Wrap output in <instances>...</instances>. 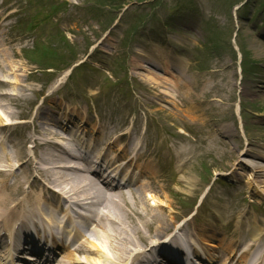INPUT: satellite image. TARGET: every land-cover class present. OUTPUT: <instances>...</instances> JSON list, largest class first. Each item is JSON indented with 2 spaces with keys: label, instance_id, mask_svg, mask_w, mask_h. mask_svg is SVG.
Here are the masks:
<instances>
[{
  "label": "rangeland",
  "instance_id": "rangeland-1",
  "mask_svg": "<svg viewBox=\"0 0 264 264\" xmlns=\"http://www.w3.org/2000/svg\"><path fill=\"white\" fill-rule=\"evenodd\" d=\"M1 40L0 79L10 84L0 93L22 98H0L11 159L18 145L35 151L28 139L65 135L48 115L77 112L74 127L88 123L83 135L97 146L111 138L108 154L138 142L150 156L141 166L152 178L123 192L133 209L145 201L163 213V239L184 226L201 242L214 235L218 248L209 249L228 264L226 250L255 218L264 228V178L244 154H264V0H0ZM18 162L21 176L28 163ZM142 185L143 196L129 194ZM152 241L129 262L160 242Z\"/></svg>",
  "mask_w": 264,
  "mask_h": 264
},
{
  "label": "bare ground",
  "instance_id": "bare-ground-1",
  "mask_svg": "<svg viewBox=\"0 0 264 264\" xmlns=\"http://www.w3.org/2000/svg\"><path fill=\"white\" fill-rule=\"evenodd\" d=\"M2 45H4V40L0 41V46ZM1 69L2 68H0V70ZM140 69L143 68L141 67ZM153 80L154 78L150 79V81ZM9 84L10 82L6 83L0 79V85L8 87ZM17 96L18 95L16 94L10 95V93H0V98L6 97L14 100ZM4 117L3 121L8 119L6 115H4ZM48 117L50 123H52L50 126L55 130H72L75 132V130L80 131L82 128V130L87 131V128L89 127V124L83 121L80 123L78 122L77 126L75 125L74 127V123L76 122L75 118H81L77 112L68 111L64 116L55 113V117L54 115H48ZM35 119L36 116L34 115L32 121ZM37 123L39 122L37 121ZM0 129V131H2L1 133H4L11 128L9 127V124L4 123L0 125ZM93 129H95V126ZM1 133L0 232L6 231L12 233L16 227V222L19 220L20 222H31L35 225V221H38L40 217L46 218L44 212L47 205L53 206L56 209L61 208L62 205L59 199L62 198L70 205L84 207L91 213L92 226H96V228L93 231H91V229L89 231H91L92 235L96 234L97 236L98 234L102 238L106 248L111 251L113 250L116 253L117 258H115V260L111 259L112 257L110 258V256L104 252L102 246L94 243L86 245V242H88L89 239L84 235L81 244L76 250L72 251L69 246L65 245L67 252L64 254V258H66L67 262H61L60 264H151L155 256L161 257L158 255H164L161 252L162 250L165 251L166 247L169 248V245L158 247L161 243L165 242L162 237L167 229L163 213L156 208H150L145 201L143 209H133L123 192L125 189H123L122 186H120V188L115 187L117 186L115 179H111L112 183L111 180L107 179L106 181V179L100 176L95 169L97 162L92 161V163H94L93 168H88L87 161L74 155L75 152L69 148V143L58 134V131H49L44 134L45 137L49 135H51L52 138L55 137V140H51V138H44L42 140H37L35 138L28 139L36 146L35 151L32 150L31 154L29 152L27 153L22 146L18 145L14 156H12L13 159L17 158L16 161L11 159V156L7 154L6 144L4 145V135ZM83 136L85 137V135ZM72 137L77 140L75 144H82L83 141L80 140V138H77L74 134H72ZM124 137L128 138V133ZM134 144H136V142ZM94 145L95 144L92 143L90 144V147L92 148ZM107 146H109V143L103 142V147ZM38 147H40V152H38ZM83 147H85V145H83ZM244 154L251 158L247 162L248 166L258 174L259 178H264V166H260L257 162V160H264V154L253 153L250 151H246ZM125 155L126 153L123 156ZM23 158H25L28 163V165H26L28 168L23 172V175L17 176L14 170H17V168H23V162H18ZM148 158H150L149 155L142 151L139 153V156L137 155L136 161H145ZM32 160L36 161L35 166ZM136 161H134V159L129 160L128 162L130 163L128 165L132 166H126L123 170L119 169L113 176L118 177L119 174L123 175L126 180L124 183H129L132 186L135 175H132L133 171L131 173V170L133 168L136 170L141 168V165H136ZM15 163L18 166L17 168L15 167ZM146 169L148 170L147 177L149 178L153 176L154 173L151 168L146 167ZM34 172L37 173L36 176L38 177L36 178V184H34L31 190L27 192L24 190V185L27 183V180L32 177ZM2 175L7 176L9 179L12 177L11 175H14L12 179L13 182H8L7 178L1 180ZM144 190L145 186L142 185L137 188L136 191L130 190L129 194L135 196V194L138 193L140 196H143ZM149 198L154 204H161V198L159 196L151 194ZM92 208L96 209L92 210ZM64 212L66 213L67 211L64 210ZM202 232L204 233V230L199 233ZM71 236H74V234H71ZM252 236L253 241L248 244L246 239L242 240L243 247H246L243 248V254L240 256V260L243 257L249 259L250 254L253 251L261 249L264 245V239H262L264 236V228L261 226V223L257 218L254 219ZM208 237L210 240L205 241L204 245L217 249L218 245L213 241L215 238L214 235ZM155 239L156 241L154 242L160 241L158 242L157 248H159V250L157 252H155L154 247H151L146 252L136 254V256L132 257V260L129 262L132 253L138 247L141 248V245L143 244L147 245L151 243L152 245V240ZM1 241H6V239L0 238V242ZM172 246L170 248L172 252L176 251V247H178V249L181 247L178 245L176 247ZM196 247L203 252L204 258L210 263L216 261V259H214L216 256L212 250L209 248H202L200 244L196 245ZM166 251L169 252V250ZM232 251L233 245H230L226 252L232 256ZM168 252L165 254H168ZM181 252L182 254H185L183 250ZM78 254H84V259L76 257ZM233 254H235V252ZM194 257L200 260L202 259L200 254L197 253V250L194 253ZM259 259H262L261 262H263L264 255L262 257L260 256ZM164 260L165 258L157 262L161 263ZM148 261H151V263ZM168 261L171 264H183L181 261L176 262L173 257ZM188 263L191 264L190 261ZM259 263L260 261L257 260L256 264Z\"/></svg>",
  "mask_w": 264,
  "mask_h": 264
}]
</instances>
